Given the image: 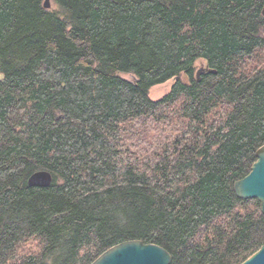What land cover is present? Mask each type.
<instances>
[{
	"label": "trees",
	"instance_id": "trees-1",
	"mask_svg": "<svg viewBox=\"0 0 264 264\" xmlns=\"http://www.w3.org/2000/svg\"><path fill=\"white\" fill-rule=\"evenodd\" d=\"M43 2L0 0V264L256 251L264 214L233 185L264 144V0Z\"/></svg>",
	"mask_w": 264,
	"mask_h": 264
},
{
	"label": "water",
	"instance_id": "water-1",
	"mask_svg": "<svg viewBox=\"0 0 264 264\" xmlns=\"http://www.w3.org/2000/svg\"><path fill=\"white\" fill-rule=\"evenodd\" d=\"M43 6L50 8V0H44ZM50 181L51 176L44 171L35 172L28 178L30 185L45 186ZM233 186L238 197L256 198L264 214V144L257 149L256 160L249 172L235 181ZM170 261V253L160 245L130 239L106 249L90 264H169ZM238 264H264V243Z\"/></svg>",
	"mask_w": 264,
	"mask_h": 264
},
{
	"label": "rangeland",
	"instance_id": "rangeland-1",
	"mask_svg": "<svg viewBox=\"0 0 264 264\" xmlns=\"http://www.w3.org/2000/svg\"><path fill=\"white\" fill-rule=\"evenodd\" d=\"M122 77L126 80L132 81L133 77L129 74H122ZM173 79H170L162 84L155 85L151 87L149 96L152 100H157L161 98L170 88Z\"/></svg>",
	"mask_w": 264,
	"mask_h": 264
}]
</instances>
